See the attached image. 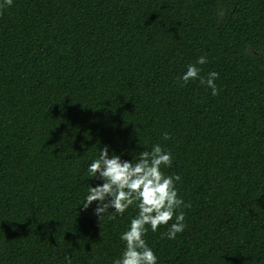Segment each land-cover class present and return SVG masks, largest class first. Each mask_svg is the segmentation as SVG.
<instances>
[{"label": "trees", "instance_id": "trees-1", "mask_svg": "<svg viewBox=\"0 0 264 264\" xmlns=\"http://www.w3.org/2000/svg\"><path fill=\"white\" fill-rule=\"evenodd\" d=\"M200 56L218 94L180 77ZM183 85V86H182ZM169 137L165 139V135ZM172 153L186 227L158 264H264V0H14L0 8V264H113L135 206L83 208L88 165Z\"/></svg>", "mask_w": 264, "mask_h": 264}, {"label": "clouds", "instance_id": "clouds-1", "mask_svg": "<svg viewBox=\"0 0 264 264\" xmlns=\"http://www.w3.org/2000/svg\"><path fill=\"white\" fill-rule=\"evenodd\" d=\"M13 2L0 0V8L10 7ZM206 62L207 57L200 56L195 63L187 65L186 71L178 79L184 84L198 79L215 96L218 94L215 81L219 73L210 71L207 78L200 76L201 69L197 65ZM164 138L169 137L166 134ZM143 146L144 150L139 152L138 157L135 153L131 160H127L115 153L110 155V146L105 145L100 149L98 158L88 165L89 177L101 182L89 186L84 202L81 203L85 210L96 202L94 215L101 218L108 213L110 219H115L117 214L123 215L133 205L137 210L129 226L120 234L125 247L113 264H158V256L144 238L148 226L152 232H157L161 225H169V221L175 217L167 231L161 233L162 238L169 240H174L186 227L182 208L191 205L185 203L178 194L176 182L181 177L165 175L161 170V166H172V153L160 144L153 145L150 151L146 145ZM65 259L67 264H72L70 257L66 256Z\"/></svg>", "mask_w": 264, "mask_h": 264}]
</instances>
